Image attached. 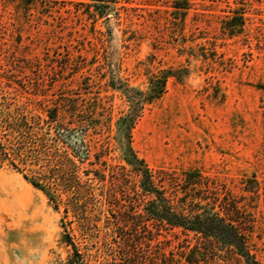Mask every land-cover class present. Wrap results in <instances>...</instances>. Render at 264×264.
<instances>
[{
    "label": "rangeland",
    "instance_id": "374dc122",
    "mask_svg": "<svg viewBox=\"0 0 264 264\" xmlns=\"http://www.w3.org/2000/svg\"><path fill=\"white\" fill-rule=\"evenodd\" d=\"M129 1L120 5L134 10L98 19L94 27L64 13L50 20L54 26L1 28L0 103L11 111L35 106V114L64 99L79 103L97 115L94 128L79 132L109 164L121 166L117 121L132 101L118 87L145 97L150 75L170 72L174 76L160 98L137 104L132 130L137 155L154 170L217 175L236 194L244 177L264 182V50H258V40L264 42V0H190L184 23L167 13L172 0ZM239 9L246 11L245 30L230 36L224 23ZM12 17L0 0V21ZM64 216V208L54 210L21 173L0 168V264H69ZM257 221L254 240L264 262L263 199ZM105 223L101 217L91 230L85 223L84 229L77 222L69 227L82 251L102 264L119 262V234ZM184 238L179 231L163 233L145 251L178 258Z\"/></svg>",
    "mask_w": 264,
    "mask_h": 264
},
{
    "label": "trees",
    "instance_id": "16d2710c",
    "mask_svg": "<svg viewBox=\"0 0 264 264\" xmlns=\"http://www.w3.org/2000/svg\"><path fill=\"white\" fill-rule=\"evenodd\" d=\"M122 2L132 1L2 0L5 12L9 9L13 17L0 21V29L39 23L54 26L50 20L64 13L80 20L84 17L94 27L98 19L120 18L121 10L129 13L135 9L120 5ZM170 8L167 13L183 22L192 3L172 0ZM232 13L224 31L236 36L244 32L248 18L245 9ZM126 18L131 17L127 14ZM20 38L18 33L17 40ZM258 41V50H264V42ZM171 76L170 72L150 75L145 97L118 87L132 101L131 110L117 121L121 166L109 164L99 150L93 151L87 134L79 132L94 128L97 117L94 111L81 110L79 103L64 99L58 106H44L39 114L33 113L35 106L11 111L0 103V168L7 166L21 173L57 212L64 208L62 242L72 251L69 264H102L87 248L82 251L69 227L77 222L81 228L85 223L91 230L101 217L120 237V261L114 258L115 263L107 264H179L181 260L186 264H264L254 240L257 212L264 200V182L259 177L241 179V194H236L227 181L200 169L181 173L154 170L132 147V130L140 113L137 104L160 98ZM175 231L185 237L178 245V258L162 251L146 253L156 236ZM111 238L117 240L116 235Z\"/></svg>",
    "mask_w": 264,
    "mask_h": 264
}]
</instances>
